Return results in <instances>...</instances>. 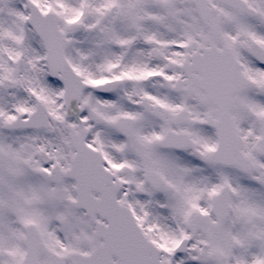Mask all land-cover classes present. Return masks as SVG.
Returning <instances> with one entry per match:
<instances>
[{
  "label": "snow or ice",
  "instance_id": "1",
  "mask_svg": "<svg viewBox=\"0 0 264 264\" xmlns=\"http://www.w3.org/2000/svg\"><path fill=\"white\" fill-rule=\"evenodd\" d=\"M0 264H264V0H0Z\"/></svg>",
  "mask_w": 264,
  "mask_h": 264
}]
</instances>
